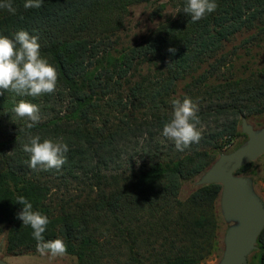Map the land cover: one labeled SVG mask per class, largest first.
<instances>
[{"label":"trees","instance_id":"1","mask_svg":"<svg viewBox=\"0 0 264 264\" xmlns=\"http://www.w3.org/2000/svg\"><path fill=\"white\" fill-rule=\"evenodd\" d=\"M152 1L160 0H43L26 10L25 0H10L15 14L0 9V35L38 36L58 77L52 94L0 89V237L8 253L38 252L31 227L17 218L18 196L48 217L45 240L61 239L78 264H202L220 251L222 186L180 195L247 139L243 118L264 116V67L239 74L234 64L239 48L264 41V0H215L217 9L197 22L183 12L186 0H169L174 21L117 51L129 9ZM185 97L198 107L202 139L178 151L162 129L172 100ZM21 100L39 106L32 128L12 111ZM29 135L62 137L67 162L29 168ZM257 247L264 264V231Z\"/></svg>","mask_w":264,"mask_h":264},{"label":"clouds","instance_id":"2","mask_svg":"<svg viewBox=\"0 0 264 264\" xmlns=\"http://www.w3.org/2000/svg\"><path fill=\"white\" fill-rule=\"evenodd\" d=\"M42 3L43 0H25L23 6L26 10L38 9ZM217 7L215 0H186L183 12L191 17L192 22H197ZM0 9H7L13 14L16 12L10 0L0 2ZM38 39V36L30 35L25 30H19L13 38L0 35V89L32 97L56 91L57 72L41 57ZM169 52L174 54L175 49L170 48ZM12 111L18 117H26L31 121L27 124L28 128L34 127L41 120L39 106L24 100L17 103ZM197 112L198 107L191 98L172 100V115L163 125L162 135L172 140L178 151H184L202 139ZM22 150L29 154V168L35 170L42 166L44 170H59L67 162L66 153L69 148L62 137L56 140L43 139L41 142L39 135H29ZM17 203L23 206L17 218L23 225L31 227L32 237L37 241L36 250L42 256L50 255L53 258L66 255L67 247L61 239L45 240L43 236L49 224L48 217L34 211L32 204L23 196L17 197Z\"/></svg>","mask_w":264,"mask_h":264},{"label":"water","instance_id":"3","mask_svg":"<svg viewBox=\"0 0 264 264\" xmlns=\"http://www.w3.org/2000/svg\"><path fill=\"white\" fill-rule=\"evenodd\" d=\"M241 131L248 140L234 152L222 154L197 182V187L222 186L221 213L230 227L219 264H249L264 231V201L256 193L253 180L238 174L264 156V128L256 129L243 118ZM3 244L4 240L0 242V264H9L1 258Z\"/></svg>","mask_w":264,"mask_h":264},{"label":"rangeland","instance_id":"4","mask_svg":"<svg viewBox=\"0 0 264 264\" xmlns=\"http://www.w3.org/2000/svg\"><path fill=\"white\" fill-rule=\"evenodd\" d=\"M176 16L177 12L172 8V6H170L169 0L152 1L150 3L138 4L131 7L126 18L125 27L123 31L119 33V37L115 39L116 50L120 51L124 47L140 43L143 38L148 37L160 26L167 25L174 21ZM247 38L248 34H246V36H238L232 39L233 41L227 51L232 53L234 48L243 46L244 41ZM234 59H236L234 64L236 70L240 72L239 74H242L247 68L257 69L264 67V41L259 42V44L253 43L251 50L242 49V47L239 48V55ZM201 66L203 68V65ZM184 87L185 83L179 86V94H182ZM248 121L256 129L264 128V116L252 117ZM247 140L248 138L238 139L230 149L218 155V158L222 154L234 152ZM239 175L249 177L253 180L256 193L264 201V156L254 162L252 167L247 172ZM201 176L184 183L180 195L182 201L188 200L192 194L200 188L197 187V182L200 180ZM216 214L219 220L218 239L220 243V251L202 264H219L224 255V238L230 225L224 221L220 203L217 207ZM2 240H4V244L1 258L9 264H78L76 258L69 255L57 256L53 258L50 255L42 256L39 252L33 251L8 253L6 250L7 244L5 234L0 237V242ZM249 264H257L255 253L250 256Z\"/></svg>","mask_w":264,"mask_h":264}]
</instances>
